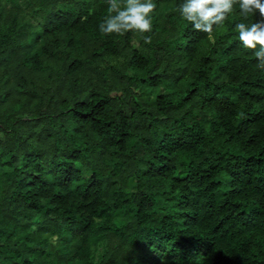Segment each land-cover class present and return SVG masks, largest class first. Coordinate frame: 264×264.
I'll list each match as a JSON object with an SVG mask.
<instances>
[{
    "label": "trees",
    "instance_id": "obj_1",
    "mask_svg": "<svg viewBox=\"0 0 264 264\" xmlns=\"http://www.w3.org/2000/svg\"><path fill=\"white\" fill-rule=\"evenodd\" d=\"M153 2L145 44L99 31L108 0H0V264H264L243 18L209 40Z\"/></svg>",
    "mask_w": 264,
    "mask_h": 264
},
{
    "label": "clouds",
    "instance_id": "obj_2",
    "mask_svg": "<svg viewBox=\"0 0 264 264\" xmlns=\"http://www.w3.org/2000/svg\"><path fill=\"white\" fill-rule=\"evenodd\" d=\"M157 5L153 0H108L109 15L99 25L104 35L139 33L145 44H151L152 13ZM243 18L235 24V32L243 49L251 51L257 67L264 70V0H183L177 11L182 20L213 40L214 29L221 27L234 10ZM259 14L255 22L246 23L249 17Z\"/></svg>",
    "mask_w": 264,
    "mask_h": 264
}]
</instances>
